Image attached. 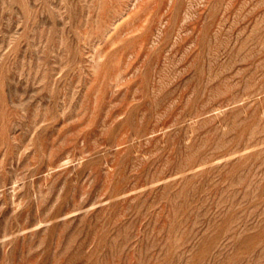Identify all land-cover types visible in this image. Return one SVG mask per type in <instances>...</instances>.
Here are the masks:
<instances>
[{
  "label": "rangeland",
  "instance_id": "obj_1",
  "mask_svg": "<svg viewBox=\"0 0 264 264\" xmlns=\"http://www.w3.org/2000/svg\"><path fill=\"white\" fill-rule=\"evenodd\" d=\"M0 264H264V0H0Z\"/></svg>",
  "mask_w": 264,
  "mask_h": 264
}]
</instances>
